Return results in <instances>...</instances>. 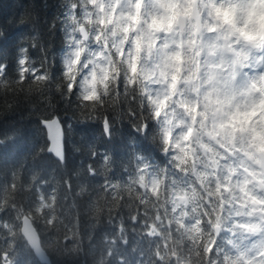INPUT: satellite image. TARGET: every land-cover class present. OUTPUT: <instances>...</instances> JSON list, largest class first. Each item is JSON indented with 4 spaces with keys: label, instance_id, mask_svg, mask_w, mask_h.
Wrapping results in <instances>:
<instances>
[{
    "label": "clouds",
    "instance_id": "obj_1",
    "mask_svg": "<svg viewBox=\"0 0 264 264\" xmlns=\"http://www.w3.org/2000/svg\"><path fill=\"white\" fill-rule=\"evenodd\" d=\"M58 8L50 26L58 48L37 31L16 49L11 73L0 60V95H24L26 107L21 115L17 100L0 110V158L19 140L26 160L41 130L40 156L55 162L47 175L34 165L27 182L9 170L0 202L14 219L3 222L9 249L31 247V226L51 234L63 264H78L85 226L135 194L156 211L148 231L161 238V264H264V0H59ZM38 105L43 115H33ZM53 120L59 153L46 136ZM89 126L110 144L127 127V153L87 140ZM69 129L85 143L74 146ZM138 137L151 152L137 148ZM69 149L91 160L70 168ZM0 264H15L9 251Z\"/></svg>",
    "mask_w": 264,
    "mask_h": 264
},
{
    "label": "trees",
    "instance_id": "obj_2",
    "mask_svg": "<svg viewBox=\"0 0 264 264\" xmlns=\"http://www.w3.org/2000/svg\"><path fill=\"white\" fill-rule=\"evenodd\" d=\"M58 4L59 0H0V30L5 33L3 39L0 40V60L8 61L10 73L13 70L16 49L28 43L30 37L37 31L46 45L53 43L57 48L59 47V34L53 37V31H50L51 22L61 11ZM57 28H59V23H57ZM33 55H39L38 50ZM17 100L20 101L21 106L15 110L23 115L26 111L23 104L24 95L19 97L12 94L0 95V110H4L7 103L15 105ZM42 109L43 105H38L33 115H43ZM57 111L67 116L73 115L74 112L70 106L65 108L63 105ZM4 127L11 130L13 125L5 122ZM84 132L87 133V140L100 147L111 148L118 156L125 155L128 151L127 141L130 130L127 127L120 133L121 138L111 144L102 135L97 137L98 127L89 126L84 129ZM44 137L45 133L37 130L26 160L21 159V153L26 148V144L22 141L9 143L3 149V156L0 158V202L5 196L3 185L9 179L10 169H19L18 176L22 181L27 182L30 174L35 170L34 165L44 168L45 175L48 174L47 170L55 165L50 157L40 156L45 147ZM85 139L83 132L69 129V140L75 142L74 146L83 145ZM137 140L138 149L145 153L152 151L150 145L140 140L139 137ZM78 160L81 161V167H83L91 160L90 154L82 152L77 155L69 149V167L74 169ZM92 163L95 166L96 161ZM155 214L156 211L150 206L140 204L135 194H126L116 207L105 206L102 215L84 228L85 253L80 257L78 264H161L156 255L157 251L163 247L161 238L150 235L148 231ZM4 221L14 224L12 213L0 209V252L9 251V256L15 264H43L34 255L33 250L25 247L20 241L9 249V237L3 227ZM39 237L41 246L51 263L63 264V251L53 248L54 242L51 234L41 229Z\"/></svg>",
    "mask_w": 264,
    "mask_h": 264
},
{
    "label": "water",
    "instance_id": "obj_3",
    "mask_svg": "<svg viewBox=\"0 0 264 264\" xmlns=\"http://www.w3.org/2000/svg\"><path fill=\"white\" fill-rule=\"evenodd\" d=\"M47 134L48 139L51 141L50 149L59 153L61 151V138L62 133L60 129V125L56 123L54 120L50 121L47 124ZM25 232L27 234V238L31 243V247L34 249L36 255L39 257V260L42 263H50L49 258L46 256V253L40 246L39 237L31 228V226H26Z\"/></svg>",
    "mask_w": 264,
    "mask_h": 264
}]
</instances>
